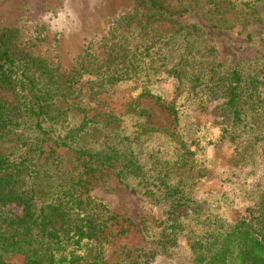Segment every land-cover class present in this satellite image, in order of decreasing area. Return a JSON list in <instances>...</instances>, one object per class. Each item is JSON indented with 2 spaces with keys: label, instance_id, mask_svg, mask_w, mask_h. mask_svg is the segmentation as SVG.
<instances>
[{
  "label": "trees",
  "instance_id": "16d2710c",
  "mask_svg": "<svg viewBox=\"0 0 264 264\" xmlns=\"http://www.w3.org/2000/svg\"><path fill=\"white\" fill-rule=\"evenodd\" d=\"M137 1L145 10L133 25L140 39L119 44L111 39L106 42V59L99 74L103 85L139 83L134 87L138 91L135 99H153L174 122L177 120L174 102L179 96L192 102L198 111L203 110L206 99L216 101L220 117L229 122L223 128L227 136L221 138L226 137L236 150L239 145L235 143L239 138L236 126L250 118L247 125L253 134L249 146L258 142V134L251 129L264 115V44L259 36L263 16L258 11L262 0H209L210 6L203 5L198 13L190 15L189 22H184L183 15L173 18L174 12L165 10L154 0ZM249 20L254 28L244 36L239 37L241 31L231 32L234 25H240L243 30ZM162 21L174 27L168 37L167 45L171 43V46L165 69L159 71L149 54L153 44L147 45L146 31L149 24ZM203 36L220 41V50ZM8 40L6 32L0 33V86L13 92L12 101L0 102V264H7V259L14 255L21 258V264H102L99 252L110 237L108 226L102 220L100 205L77 192L76 186H81L79 178L74 182L65 165L67 180L64 174L60 176L62 181L50 200L36 199L41 192L33 189L34 180L40 178L41 165H47L57 155L58 147H69L66 141L72 137L77 147L76 160L83 157L81 166L76 167L88 172L97 168L112 170L118 184L123 186L127 175L139 171L136 161L123 153L116 154L109 142L102 149L90 152L85 124L92 121L86 120L84 111L76 106L73 109L76 115L69 114L66 104L73 94L79 95L76 81L70 75L60 78L30 55L10 51ZM246 52L248 57L243 58ZM83 57L91 59L92 54ZM143 57L148 60L142 61ZM160 80L173 81L172 99H161L147 90L149 83ZM134 106L138 115H145L136 103ZM255 149L249 152L248 166L254 163ZM89 152L99 156L93 160L95 167L89 164L92 159ZM245 156L242 152L236 157L232 175L240 169L239 161L245 163ZM61 163L55 156L50 167L59 168ZM164 165V170L158 168L153 174L149 184L155 190H146L151 194L145 200L162 209V224L173 237L184 233L187 264H264V185L257 183L251 190L253 193L245 189L252 196L251 205L226 221L218 206L203 196L196 199L192 196L191 190L204 169L186 174L193 166L184 156L179 158L178 165ZM25 178L31 181V188L22 196L24 192H19L18 183ZM224 189L212 198L230 206L235 196L229 192V186ZM11 206L20 208V214L14 216L9 210ZM181 208L185 210L183 213L178 211ZM112 221L111 225L120 227L117 233L128 231L115 217ZM174 241L172 238L171 242Z\"/></svg>",
  "mask_w": 264,
  "mask_h": 264
},
{
  "label": "rangeland",
  "instance_id": "374dc122",
  "mask_svg": "<svg viewBox=\"0 0 264 264\" xmlns=\"http://www.w3.org/2000/svg\"><path fill=\"white\" fill-rule=\"evenodd\" d=\"M154 1L165 10L174 12L173 18L183 15L184 22H189L190 15L198 13L203 5L207 8L211 4L209 0ZM258 11L263 16L259 36L264 44V0ZM144 13L143 5L137 0H0V33L6 32L10 51L30 55L54 70L60 78L70 75L73 78L71 80L76 81L79 95L73 94L66 104L69 114L76 115L73 109L79 107L84 111L85 119L92 121L85 124L89 130L86 143L90 152L102 149L103 144L109 142L116 154L122 156L123 153L134 158L135 167L139 170L133 171L136 172L134 175H127L123 186L118 184L112 170L97 168L96 171L88 172L76 167L81 166L83 157L76 160L77 147L72 137L66 141L69 147L57 149L55 156L62 160L59 168L50 167L55 156L47 161V165L40 164L43 170L39 173L40 178L34 180L33 189L39 190L43 197L37 195L36 199L54 198L55 188L62 181L60 176L64 174L67 180L66 165L75 178L74 182L78 178L80 180L81 186H76L77 192L81 191V196H89L100 205L102 220L108 226L110 237L99 252L102 264H187L184 233L173 237L162 224V209L145 200L151 194L146 190H155L149 184L153 174L158 168L164 170V164L178 165L179 158L187 157L193 169L186 170V174L191 175L199 168L204 169L203 176L191 190L192 196L195 199L203 196L207 202L218 206L226 221L242 214L245 206L251 205L249 200L252 196L248 195L249 191L257 183L264 185V115L256 126L251 125V131L256 132L260 138L251 145L253 147L249 146L253 133L247 125L252 119H246L236 126L239 138L235 143L239 145L235 150L232 142L226 137L221 138L222 135L227 136L223 128L229 122L220 117L216 101L206 99L203 110L198 111L192 102L187 101L183 95L179 96L174 102L177 109V120L174 122L153 99H135L138 91L134 87L139 83L103 85L99 74L103 72L107 41L111 39L119 44L140 39L133 25ZM227 18L231 19L230 14ZM149 25L146 31L149 40L147 45L153 44L149 54L153 65L162 71L171 46V43L167 45L168 37L174 25L165 21ZM252 28L249 20L243 30L240 25H234L231 32L235 34L241 31L239 37H242ZM203 37L212 41L220 50V41ZM86 53L92 54V58L83 57ZM176 54L173 53L174 56ZM246 57L247 52L243 58ZM147 60L148 57L142 58L144 62ZM148 73L150 76L151 73ZM140 80L145 81L144 78ZM149 84L147 90L153 95L164 100L173 98V81L160 80ZM12 99L13 92L0 86V102H10ZM134 103L145 115L137 114ZM20 129L21 125L18 132ZM253 148H256L254 163L248 166L246 162L250 164L249 152ZM242 152L246 154L245 163L239 161L240 169L232 175L233 163ZM98 157L92 154L89 164L95 167L93 160ZM248 170L250 172L247 174ZM18 185L19 192L23 191L22 196H25L31 188V181L25 178ZM224 186H229V192L235 196L230 206L212 198L214 193L218 195L223 192ZM9 210L14 216L20 214V208L16 206H11ZM178 211L183 213L185 210L181 208ZM113 217L119 224H123L124 229L129 228L128 231L117 233L120 227L111 225ZM172 238L175 243L171 242ZM21 261L19 256L14 255L7 259V264H21Z\"/></svg>",
  "mask_w": 264,
  "mask_h": 264
}]
</instances>
